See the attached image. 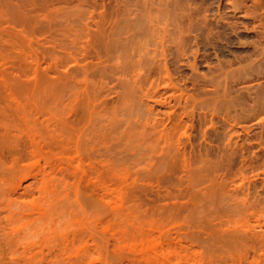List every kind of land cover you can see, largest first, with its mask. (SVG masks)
Returning <instances> with one entry per match:
<instances>
[{"label":"rangeland","instance_id":"1","mask_svg":"<svg viewBox=\"0 0 264 264\" xmlns=\"http://www.w3.org/2000/svg\"><path fill=\"white\" fill-rule=\"evenodd\" d=\"M76 37L77 40H74ZM133 76L138 77L137 80L134 81ZM168 79L173 80L174 85ZM0 86L8 88L7 91L12 94L10 97L14 96L19 103L26 106L28 104V107L31 105L33 108L29 107L30 110L36 106L32 113L41 110L43 116H40V112L35 113L39 114V119L45 115L48 117L47 113L54 107L51 108L53 100L48 107L47 97L52 99L53 95L50 93L57 92L58 96L64 94L63 98L72 91L73 95L77 93L76 97L71 94L77 98V108L84 103L81 100L90 101L88 105H94L103 116L101 119L105 126L103 124L102 129L107 130L103 132L108 137L102 133L108 139L104 138L108 141L106 146L110 151H107L108 154L105 151L102 155L115 153L110 158L115 159H112L114 165L117 163L116 168L112 169L113 164L107 158L110 162L108 167L114 172L111 174L108 170L110 168L104 163L107 156L100 163L96 160L102 155L95 156V160L91 159L93 164L97 162V167L105 164L100 170L107 167L105 171H108L101 175H106L102 181L100 175L99 180L96 177L98 172L95 167L96 171L90 167L86 170L90 175H87L86 182L83 181L89 182L85 186L87 197L92 195L89 192L94 193L97 188H101L104 194L102 203H105L102 204L101 213L97 210L100 213L97 215L90 210L95 211L92 207L87 211V207L80 209L74 205V224L65 226L57 234L58 237L55 236L54 243L42 242L39 235L35 238L33 236L32 240L35 242L36 239V242L32 246L28 244L25 245L26 248H21L24 254L20 255V260H16H19L18 263L14 259L16 264H32L34 259L33 264H60L61 262L53 261L54 254L60 255V258L76 257L73 255L75 248H79L74 252L76 255L82 253L83 256H89H84V261H75L74 264H264V244L259 245L255 242L258 241L256 238L246 236L248 220L252 221L256 215L261 224L264 222V209H259L264 204V0H0ZM35 86L44 89L38 90L39 87ZM32 87H35V92L38 90V94L42 91L43 96H46L49 92L51 96L48 94L43 101L39 97L42 95H38L42 100L40 102V99H34L37 97L34 92L31 95L30 91L34 89ZM43 90L46 91L45 95ZM81 94H88L89 99H86V95L83 98ZM78 95L82 98L79 96V99ZM42 102H47L45 104L50 108H45L49 111L46 114L42 110L44 107L41 105H45ZM182 121L184 123H180ZM165 126L168 127L166 131ZM158 129L161 131L160 141L159 138L153 140L155 135L151 134L158 133ZM166 132L171 135V141L164 139ZM150 135L152 144L159 141L158 145H152L153 149L147 142ZM157 135L159 134L156 137ZM110 143L117 147H111ZM40 147L42 150L39 149L36 156V152L26 153V157H23L25 160L19 162L20 166L25 165L17 171L19 174L16 172L14 179L26 175V180H22L23 185L28 180L32 182L33 175H39L38 169L44 167L54 173V170L57 172L58 168L65 165V159H58L56 152V155L52 153L43 142ZM164 147L166 151L169 149L167 154L171 155L166 154L167 164L159 169L156 168V158L160 151L163 153ZM146 154L149 155L146 157ZM182 156L186 160L180 159ZM170 161H176V168L173 165L169 171L170 168L166 165L171 166L173 162ZM28 169L34 172H27ZM248 180L252 181L250 187ZM28 188L25 190L26 194ZM34 188H29L35 190L34 193L30 191L33 194L30 195V200H34L36 204L42 201V197L36 198L38 193ZM81 190L82 187L80 192L83 191ZM248 190L254 195H249ZM30 192L28 190V194L23 195V201L25 198V201H29ZM250 196L254 199L258 197L257 201L261 197L260 205ZM87 197L83 199L88 200ZM247 200H253V204H257L254 206L258 207L251 208L250 203L247 205ZM23 201L20 203H25L22 204V210L26 211L27 217L25 213L24 216L22 214L24 218L17 219L16 221H21L16 222L15 227L23 225L26 219L28 230L31 222H35H30L32 215L38 213V207L42 204H38L35 210L31 201L28 204ZM2 204L5 203H1L0 209H3ZM247 206L253 213L256 212L253 217L248 213L250 210ZM27 211L32 215L28 216ZM113 211L119 214L116 215ZM257 211L260 212L257 214ZM260 213L263 214V219ZM49 214L51 213L48 216ZM57 215L55 214L54 220L56 222ZM52 218L55 219L54 216ZM20 225L17 228L21 229ZM263 226L261 225V229ZM254 229L260 232L258 224ZM6 251L2 254L4 257L0 254V260L7 261L4 264H15L13 259H7L10 257L6 256ZM130 255L134 259L129 258Z\"/></svg>","mask_w":264,"mask_h":264},{"label":"bare ground","instance_id":"2","mask_svg":"<svg viewBox=\"0 0 264 264\" xmlns=\"http://www.w3.org/2000/svg\"><path fill=\"white\" fill-rule=\"evenodd\" d=\"M170 1V0H169ZM86 2V1H85ZM170 5V4H169ZM138 10V9H137ZM144 10V9H143ZM93 12V11H92ZM100 13H98V15H99ZM141 14V13H140ZM162 15V14H161ZM122 18V17H121ZM153 18V17H152ZM149 19V18H148ZM153 20V19H152ZM156 20V19H155ZM106 21V20H105ZM129 21V20H128ZM148 21V20H147ZM150 21V20H149ZM159 21V20H158ZM112 22V21H111ZM114 22V21H113ZM112 22V23H113ZM103 23V22H102ZM115 23V22H114ZM153 23V22H152ZM156 23V22H155ZM155 23H153V24H155ZM73 24H75V23H73ZM81 24V23H80ZM86 24V23H85ZM164 24V23H163ZM102 25V24H101ZM100 25V26H101ZM106 25V24H105ZM86 26V25H85ZM104 26V25H103ZM114 26V25H113ZM87 27V26H86ZM110 27V26H109ZM179 27V26H178ZM88 28V27H87ZM98 28V27H97ZM89 29V28H88ZM113 29V28H112ZM146 29H148V28H146ZM169 29V28H168ZM76 30V29H75ZM80 30V29H79ZM83 30H84V28H83ZM95 30V29H94ZM131 30V29H130ZM77 31V30H76ZM75 31V32H76ZM97 31V30H96ZM108 31V30H107ZM114 31V30H113ZM141 31V30H140ZM154 31V30H153ZM163 31H164V29H163ZM173 31V30H172ZM79 32V31H78ZM77 32V33H78ZM86 32V31H85ZM109 32V31H108ZM142 32H143V30H142ZM146 32V31H145ZM166 32V31H165ZM112 33H114V32H112ZM148 33V32H147ZM146 33V34H147ZM150 33H151V31H150ZM153 33V32H152ZM155 33V32H154ZM86 34H88V33H86ZM176 34V33H175ZM114 35V34H113ZM117 35V34H116ZM137 35V34H136ZM149 35H151V34H149ZM161 35V34H160ZM174 35V34H173ZM143 36V35H142ZM146 36V35H145ZM152 36V35H151ZM170 36V35H169ZM168 36V37H169ZM74 37V36H73ZM78 37V36H77ZM77 37L76 38H73L74 40L76 39L77 40ZM119 37V36H118ZM147 37V36H146ZM107 38V37H106ZM111 38H113L112 36H111ZM138 38V37H137ZM160 38V37H159ZM143 39V38H142ZM145 39V38H144ZM177 39V38H176ZM72 40V39H71ZM121 40V39H120ZM127 40V39H126ZM151 40V39H150ZM170 40H172L171 38H170ZM108 41H109V38H108ZM124 41H125V39H124ZM176 41V40H175ZM105 42V41H104ZM112 42H113V40H112ZM160 42H161V40H160ZM132 43H134V42H132ZM159 43V42H158ZM176 43V42H175ZM177 43H178V41H177ZM108 44V43H107ZM116 44V43H115ZM118 44V43H117ZM147 44V43H146ZM167 44V43H166ZM73 45V44H72ZM141 45V44H140ZM170 45V44H169ZM111 46V45H110ZM121 46V45H120ZM74 47V46H73ZM134 47V46H133ZM146 47V46H145ZM158 47V46H157ZM162 47V46H161ZM77 48H78V45H77ZM164 48V47H163ZM179 48V47H178ZM114 49H115V47H114ZM117 49V48H116ZM139 49V48H138ZM155 49V48H154ZM154 49H153V51H154ZM123 50V49H122ZM156 50V49H155ZM71 51H72V49H71ZM131 51V50H130ZM151 51H152V49H151ZM161 52H162V50H161ZM164 52V51H163ZM79 53V52H78ZM111 53V52H110ZM117 53V52H116ZM121 53H122V51H121ZM140 53V52H139ZM138 53V54H139ZM147 53V52H146ZM132 54H133V52H132ZM70 55V54H69ZM130 55V54H129ZM156 55H157V53H156ZM161 55H162V53H161ZM86 56V55H85ZM121 56V55H120ZM141 56V55H140ZM152 56V55H151ZM155 56V55H154ZM74 57V56H73ZM145 57V56H144ZM83 58V57H82ZM100 58V57H99ZM102 58V57H101ZM106 58V57H105ZM134 58V57H133ZM138 58V57H137ZM158 58V57H157ZM161 58H162V56H161ZM113 59V58H112ZM139 59H140V57H139ZM144 59H146V57L144 58ZM164 59V58H163ZM98 60V59H97ZM110 60V59H109ZM116 60V59H115ZM136 60V63L138 62L137 61V59H135ZM143 60V59H142ZM159 60V59H158ZM99 61V60H98ZM122 61V60H121ZM126 61V60H125ZM132 61H133V59H132ZM120 62V61H119ZM164 62V61H163ZM75 63V62H74ZM85 63V62H84ZM100 63V62H99ZM112 63H114V62H112ZM123 63H124V61H123ZM133 63V62H132ZM134 63H135V61H134ZM135 63V64H136ZM144 63H147V62H144ZM154 63H156V62H154ZM158 63H160V62H158ZM116 64H117V62H116ZM126 64V63H125ZM128 64V63H127ZM134 64V65H135ZM138 64H139V62H138ZM161 64V63H160ZM81 65V64H80ZM86 65V64H85ZM84 65V66H85ZM97 65V64H96ZM119 65V64H118ZM137 65V64H136ZM158 65V64H157ZM167 65V64H166ZM90 66V65H89ZM128 66V65H127ZM139 66V65H138ZM145 66V65H144ZM155 66V65H154ZM159 66V65H158ZM83 67V66H82ZM86 67V66H85ZM130 67V66H129ZM148 67V66H147ZM152 67V66H151ZM156 67V66H155ZM165 67V66H164ZM94 68V67H93ZM116 68V67H115ZM119 68V67H118ZM140 68V67H139ZM168 68V67H167ZM82 69V68H81ZM84 69V68H83ZM95 69V68H94ZM112 70H113V68H111ZM144 69V68H143ZM162 69V68H161ZM90 70V69H89ZM98 70V69H97ZM149 70V69H148ZM160 70V69H159ZM166 70V69H165ZM168 70V69H167ZM88 71V70H87ZM110 71V70H109ZM145 71V70H144ZM161 71V70H160ZM125 72V71H124ZM137 72H139V69H137ZM86 73H89V72H86ZM104 73V72H103ZM119 73V72H118ZM141 73H142V71H141ZM166 73V72H165ZM131 74V73H130ZM133 74V73H132ZM90 75V74H89ZM128 75V74H127ZM134 75H137V74H134ZM139 75V74H138ZM143 75V74H142ZM166 75V74H165ZM168 75H169V73H168ZM103 76V75H102ZM118 76H119V74H118ZM132 76V75H131ZM75 77V76H74ZM105 77V76H104ZM121 77H122V75H121ZM134 77V81H135V79L137 80V78H135L136 76H133ZM146 76H144V78H145ZM166 77V76H165ZM85 78V77H84ZM112 78V77H111ZM125 78V77H124ZM131 78V77H130ZM105 79V78H104ZM109 79V78H108ZM123 79V78H122ZM127 79V78H126ZM141 79H143L142 77H141ZM141 79H139V80H141ZM170 79V78H169ZM168 79V80H169ZM101 80V79H100ZM128 80V79H127ZM126 80V82H128ZM133 80V79H132ZM138 80V81H139ZM144 81V80H143ZM149 81V80H148ZM170 81V80H169ZM173 81V80H172ZM172 81H170L171 82V85H174L173 83H172ZM125 82V81H124ZM133 82V81H132ZM141 82V81H140ZM168 82V81H167ZM99 83V82H98ZM134 83V82H133ZM132 83V84H133ZM153 83V82H152ZM72 84H74V83H72ZM72 84H71V86H72ZM79 85V84H78ZM90 85V84H89ZM112 85V84H111ZM122 85H123V83H122ZM126 85V84H125ZM128 85V84H127ZM143 85V84H142ZM168 85V84H167ZM170 85V84H169ZM87 86V85H86ZM99 86V85H98ZM116 86V85H115ZM135 86V85H134ZM147 86H148V84H147ZM35 87H37V86H35ZM35 87H32V88H34L32 91H30V93H31V95L33 94V92L35 93V95L34 96H37V97H33L34 99H40L39 97H41V98H43V101H44V97H45V99H46V97H47V95L49 94V92H47L48 94L46 95V96H43V94L41 93L42 91H39L40 92V94L43 96H39L38 97V95H40V94H38L37 92H38V90H42V89H44L43 87H42V89H40L41 87L40 86H38L39 87V89L37 90V92H35ZM37 87V88H38ZM70 87V86H69ZM119 87V86H118ZM126 87V86H125ZM131 87H133V86H131ZM131 87H130V89H131ZM137 87H139V85L137 86ZM145 87V86H144ZM173 87V86H172ZM36 88V89H37ZM88 88V87H87ZM128 88V87H127ZM140 88V87H139ZM148 88V87H147ZM151 88H153V87H151ZM8 89V88H7ZM7 89H4L3 87H1L0 86V206H1V203H5L4 205H3V209H0V254L2 255V254H4L5 253V250H7L6 252L8 253V254H10V255H8L7 253H6V256H9L10 258H7V259H13L12 260V262H14L15 264H16V260L20 257V255L21 254H24V253H22V249L21 248H26V246L25 245H28V244H30L31 246H32V244H34L35 242H36V239H35V242H34V240H32L33 239V236H34V238H35V236L37 237L38 235H39V237H40V239H42V242H48V243H54V241H56V238H55V236H57V234H59L60 232H61V230H64L63 228L65 227V226H68V225H71L72 223H73V221L75 222V216L76 215H74L75 214V212H73V211H76V210H74V208H75V206H79L80 207V209L83 207V208H86L87 209V211L89 210V208L90 207H92V208H94L95 209V211L93 210V209H90L91 211H93L94 213H101V211L103 210L102 209V204H104L105 203V201H104V203H102L103 202V198H102V192H101V188H97V189H95V191H94V193H91V192H89L90 194H92V195H89L88 197H87V193H88V191H87V193H85L86 191H85V186L87 187L88 185H87V183H89L88 181H87V183H84V182H86V180H88L87 178L88 177H90V175L87 173L88 171H86L87 169H88V167H90V168H93L94 169V167H95V169H97V178H98V176L100 175V179H101V181L103 180L102 178H104L105 176H101L102 174L104 175V171L106 170V168L108 167V166H110V165H108L110 162L112 163V159H113V161L115 160L113 157L112 158H110V156H111V154L112 153H109L110 155H106V156H104V155H102L103 153H105V151L107 152V151H110V149L108 150L107 148V146H106V144L108 143V139L107 138H105L106 136H107V133H104L105 131L107 132V130H106V128H105V130L104 129H102V125L103 126H105V123H103L102 122V119H101V117H103V116H101L100 115V113H99V111L98 110H96L95 109V107H94V105H88V102L89 103H91L90 101H88L87 102V100L86 101H84V100H81V102L83 101L84 103H82V105L80 106V108L78 107L77 108V103L75 102V101H77L76 99L77 98H74V97H76L77 95V93L75 94V95H73L72 94V92H70V91H68V92H70V95H69V93H68V95L70 96L69 98L66 96V97H64L63 98V95L64 94H60L61 92H59V90H58V92H59V94H60V96H58V94H57V92H56V94L55 93H50V94H53L52 96L49 94L48 96H51V98L52 99H50L49 97H47V102H49V104L47 103V102H42V103H47L48 104V107H49V105L51 104L50 103V101L51 100H53L54 101V105H51V110H55V111H51L50 110V108L48 109V107H47V105L45 104L44 106H43V104L41 105L42 106V108L44 107V109H42V108H40V109H42L43 111H45V113L44 114H46V112H49V111H46L47 109L48 110H50V112H52V114H50V112H49V114L47 113V115H49L48 117H46V115H45V117L44 118H41L40 117V119L38 118V115H36L37 113H39L40 112V114H41V110L40 111H36V112H34V113H32V111L35 109L36 110V106L34 107V109H29V107H31V105L28 107V104H27V106H26V104H21V103H19L16 99H14L13 97H10V96H12V94H11V92L8 90L7 91ZM64 89V88H63ZM89 89V88H88ZM98 89V88H97ZM130 89H127V90H130ZM146 89V88H145ZM170 89V88H169ZM175 89V88H174ZM11 90V89H10ZM45 90H46V88H45ZM76 90V89H75ZM86 90V89H85ZM84 90V91H85ZM138 90V89H137ZM148 90H150V89H148ZM171 90V89H170ZM48 91V90H47ZM88 91V90H87ZM87 91L85 92V93H87ZM91 91V90H90ZM122 91V90H121ZM176 91V90H175ZM174 91V92H175ZM180 91V90H179ZM45 92V93H44ZM64 92V91H63ZM66 92V91H65ZM103 92V91H102ZM114 92V91H113ZM117 92V91H116ZM123 92V91H122ZM121 92V93H122ZM152 92V91H151ZM171 92V91H170ZM13 93V92H12ZM37 93V94H36ZM43 93H44V95L46 94V91H44L43 90ZM75 93V92H74ZM93 93H94V90H93ZM101 93V92H100ZM117 93H119V92H117ZM120 93V94H121ZM130 92H128V94H129ZM141 93V92H140ZM149 93V92H148ZM154 93V92H153ZM173 93V92H172ZM55 94V95H54ZM74 96H72V95ZM102 94V93H101ZM125 94V93H124ZM123 94V95H124ZM127 94V95H128ZM137 94V93H136ZM144 94V93H143ZM147 94V93H146ZM152 94V93H151ZM182 94V93H181ZM14 95V94H13ZM62 95V96H61ZM82 96H83V94H81ZM81 95H78V97L79 96H81ZM86 96L88 95V94H85ZM83 96V98H85L86 96ZM95 95V94H94ZM119 95V94H118ZM138 95V94H137ZM178 95H179V92H178ZM33 96V95H32ZM82 96H81V98H82ZM93 96V95H92ZM136 96V95H135ZM146 96V95H145ZM189 96H192V95H189ZM132 97V96H131ZM141 97V96H140ZM155 97V96H154ZM96 98V97H95ZM138 98V97H137ZM49 99V100H48ZM79 99H80V97H79ZM86 99H89V97L87 96L86 97ZM132 99V98H131ZM130 99V100H131ZM146 99H147V97H146ZM153 99H155V98H153ZM161 99V98H160ZM94 100V99H93ZM123 100H125V99H123ZM127 100H129V99H127ZM136 100V99H135ZM191 100V99H190ZM40 102L42 101L41 99L39 100ZM133 101V100H132ZM140 101V100H139ZM144 101H145V99H144ZM184 101V100H183ZM202 101V100H201ZM39 102V103H40ZM78 102V101H77ZM80 102V103H81ZM129 102V101H128ZM161 102V101H160ZM160 102H157V103H160ZM163 102V101H162ZM179 102V101H178ZM187 102H189V101H187ZM186 102V103H187ZM37 103H38V101H37ZM38 103V104H39ZM53 103V102H52ZM97 103V102H96ZM100 103V102H99ZM120 103V102H119ZM124 103H127V102H124ZM138 103V102H137ZM184 103V102H183ZM33 104V103H32ZM38 104H34V105H37L38 106ZM93 104V103H92ZM98 104V103H97ZM129 104V103H128ZM192 104H193V102H192ZM40 105V104H39ZM125 105V104H124ZM133 105V104H132ZM189 105H190V103H189ZM20 106H22V107H20ZM24 106H26V107H24ZM120 106V105H119ZM137 106V105H136ZM193 106V105H192ZM47 107V108H46ZM116 107H118V106H116ZM124 107V106H123ZM122 107V108H123ZM133 107V106H132ZM27 108V109H26ZM31 108H33V107H31ZM45 108H46V110H45ZM110 108V107H109ZM114 108V107H113ZM122 108H120V109H122ZM129 108V107H128ZM144 108V107H143ZM171 108V107H170ZM182 108V107H181ZM119 109V110H120ZM126 109H127V107H126ZM140 109V108H139ZM186 109V108H185ZM207 109V108H206ZM34 110V111H35ZM123 110V109H122ZM125 110V109H124ZM131 110V109H130ZM134 110V109H133ZM169 110V109H168ZM139 112H140V110H138ZM174 111H175V109H174ZM190 111V110H189ZM105 112V111H104ZM107 112V111H106ZM105 112V113H106ZM127 112V111H126ZM170 112V111H169ZM172 112H173V110H172ZM183 112V111H182ZM215 112V111H214ZM36 113V114H35ZM102 113V112H101ZM108 113V112H107ZM128 113H129V111H128ZM217 113V112H216ZM32 114H34V115H32ZM103 114V113H102ZM112 114H114V113H112ZM120 114V113H119ZM171 114V113H170ZM173 114H174V112H173ZM175 114H176V111H175ZM98 115V116H97ZM202 115V114H201ZM206 115V114H205ZM40 116H43V114H41ZM106 116V115H105ZM113 116V115H112ZM130 116H131V113H130ZM134 116V115H133ZM132 116V117H133ZM168 116V115H167ZM171 116V115H170ZM174 116V115H173ZM136 117V116H135ZM190 117V116H189ZM225 117V116H224ZM175 118V117H174ZM180 118V117H179ZM103 119H105V117L103 118ZM117 119V118H116ZM128 120H129V118H127ZM136 119V118H135ZM170 119V118H169ZM190 119V118H189ZM210 119V118H209ZM226 119V118H225ZM172 120V119H171ZM112 121H114V120H112ZM139 121V120H138ZM146 121V120H145ZM159 121V120H158ZM173 122H174V120H172ZM179 121V120H178ZM226 121V120H225ZM130 122V121H129ZM128 122V123H129ZM135 122V121H134ZM133 122V123H134ZM110 123V122H109ZM108 122H107V124H109ZM112 123V122H111ZM123 123V122H122ZM132 123V122H131ZM147 123H148V121H147ZM180 123H184L183 121L182 122H180ZM107 124H106V126H107ZM113 125H114V123H112ZM111 124V125H112ZM136 124V123H135ZM145 124V123H144ZM173 124V123H172ZM159 125V124H158ZM186 125V124H185ZM125 127L126 126H130V125H124ZM136 126H138V125H136ZM141 126H142V124H141ZM172 126V125H171ZM181 126V125H180ZM183 126V125H182ZM111 127V126H110ZM112 127H114V126H112ZM117 127V126H116ZM131 127H132V125H131ZM138 127H140V125L138 126ZM160 127V126H159ZM158 127V128H159ZM163 127V126H162ZM187 126H185V128H186ZM104 128V127H103ZM109 128V127H108ZM123 128V127H122ZM145 128V127H144ZM153 128V127H152ZM156 128V127H155ZM168 128V127H167ZM166 126H165V131H166ZM177 128V127H176ZM185 128H184V130H185ZM115 129V128H114ZM149 129V128H148ZM187 129V128H186ZM103 130H104V132H103ZM125 131H126V129H124ZM154 130V129H153ZM159 131H160V129H158ZM156 131V132H158V133H151L152 135H155V139H153V140H156V138L158 139L159 138V141H160V134H161V131L163 130V128L161 129V131H160V133H159V131ZM168 130V129H167ZM175 130V129H174ZM109 131V130H108ZM128 131V130H127ZM131 130H129V132H130ZM147 131V130H146ZM164 131V132H165ZM177 131V130H176ZM175 131V132H176ZM179 131V130H178ZM182 131H183V128H182ZM106 135H104L103 133ZM117 132V131H116ZM128 132V133H129ZM140 132V131H139ZM145 132V131H144ZM150 132V131H149ZM187 132V131H186ZM109 133V132H108ZM148 133V132H147ZM169 133H170V131H169ZM131 134V133H130ZM150 134V133H149ZM148 134V135H149ZM156 134H159V135H157V137H156ZM226 134V133H225ZM152 135H150L149 136V138L147 139V137H146V139H147V142L150 144H147V145H149L150 147H151V149H153V147H152V145L154 146V145H156L157 144V141L155 142L156 144H152V138H151V136ZM121 136V135H120ZM119 136V137H120ZM126 136V135H125ZM128 136V135H127ZM126 136V137H127ZM171 135H169L167 132H166V134L163 136L164 137V139L166 138V140H170V137ZM173 136V135H172ZM229 136H231V135H229ZM108 137V136H107ZM125 137V138H126ZM129 137V136H128ZM141 137V136H140ZM177 137V136H176ZM188 137V136H187ZM107 139V140H105V139ZM141 138H143V137H141ZM145 138V137H144ZM186 138V137H185ZM224 138V137H223ZM116 139H117V137H116ZM115 139V140H116ZM138 139V138H137ZM162 139V138H161ZM164 139H163V141H164ZM178 139V138H177ZM127 140V139H126ZM131 140V139H130ZM129 140V141H130ZM132 140H133V138H132ZM145 140V139H144ZM166 140H165V142H166ZM227 140H228V137H227ZM227 140H226V142H227ZM45 144V147H47L50 151H52V153H54V152H56V154L58 155L57 157H59L58 159H61V160H63V159H65V161H64V163H65V165L63 166V167H61V168H58L59 170H57V172H56V170H54L55 172L54 173H50V170L48 171V170H46V169H44V167H43V165H42V167H43V169H38L37 170V172L39 171V175L37 176V175H33V179H32V182H29V180L28 181H26V183H24L25 185H23L22 184V180L24 181V180H26V179H24V177L26 176V175H23V177L22 176H20V177H22V178H19V177H17V179L15 180L14 179V176H15V174H16V172L20 169V167H21V169H22V167L25 165V163L22 165V166H20L19 165V162H20V160H22V159H24L23 157L25 156V154L26 153H28V154H30V153H35V156H36V154H38L39 152V149L40 150H42L41 148L42 147H40V146H42V142ZM107 141V142H106ZM158 141V142H159ZM171 141V140H170ZM169 141V142H170ZM177 141V140H176ZM182 141V140H181ZM225 141V140H224ZM119 142V141H118ZM183 142V141H182ZM114 143V142H113ZM119 143H121V142H119ZM123 143V142H122ZM125 143H126V141H125ZM124 143V144H125ZM127 143H129V142H127ZM175 143V142H174ZM111 145H112V143H110ZM123 144V145H124ZM137 144V143H136ZM144 144V143H143ZM115 147H117V145H115V144H113ZM113 145L111 146V147H113ZM122 145V146H123ZM146 145V144H145ZM158 145V144H157ZM162 144H160V146H161ZM224 145V144H223ZM141 146V145H140ZM148 146V147H149ZM168 146V145H167ZM178 146H180V145H178ZM44 147V146H43ZM110 147V148H111ZM135 147V146H134ZM147 147V146H146ZM162 147V146H161ZM160 147V148H161ZM173 147H174V144H173ZM128 148H130V147H128ZM137 148V147H136ZM165 148V147H164ZM169 147H167V149H168ZM182 148V147H181ZM226 148V147H225ZM48 149H47V152H49L48 151ZM142 149V148H141ZM156 149V148H155ZM154 149V150H155ZM178 149V148H177ZM127 150V149H126ZM130 150V149H129ZM148 150H150L149 148H148ZM169 150V149H168ZM168 150L166 151V148L165 149H163V153L161 154V151H160V153H159V151H158V153H159V155H158V158H156V162H158V166H157V163H156V168H158L159 167V169H163L162 167L164 166V164H167V161L168 160H166L167 159V157H166V154L167 153H169L168 152ZM171 150V149H170ZM181 150V149H180ZM113 151V150H112ZM137 151V150H136ZM205 151V150H204ZM45 152V151H44ZM129 152V151H128ZM140 152V151H139ZM144 152V151H143ZM171 152V151H170ZM50 153V152H49ZM114 153V152H113ZM137 153V152H136ZM145 153V152H144ZM153 153V152H152ZM154 153H156V152H154ZM153 153V154H154ZM179 154L181 153V152H178ZM51 154V153H50ZM55 154V153H54ZM55 154V155H56ZM106 154H108V152L106 153ZM115 154V153H114ZM114 154H112V155H114ZM153 154H151V155H153ZM173 154H175V153H173ZM178 154V155H179ZM53 155V154H52ZM98 155V156H97ZM102 155V156H101ZM116 155V154H115ZM143 155V154H142ZM147 155H149V154H146V157H147ZM156 155V154H155ZM168 155V154H167ZM171 154H169L168 156H170ZM176 155V154H175ZM201 155V154H200ZM205 155V154H204ZM207 155V154H206ZM99 157V156H101V157H99V159H101V160H99V159H97V158H95V159H97L96 161L98 162V163H100V162H103L102 161V159H104V157H106V160H107V158L109 159V161L107 160V161H104V163H106V168H105V170H100L101 168H102V166H104L105 164H103V165H101V167H97L98 166V164H97V166H95L96 165V161H95V164H93V162H91V159H94V157ZM154 156V155H153ZM174 156V155H173ZM26 157V156H25ZM53 157H55V156H53ZM103 157V158H102ZM136 157V156H135ZM138 157H140V154H139V156ZM174 157H177V156H174ZM200 157V156H199ZM32 158V157H31ZM36 158H39V157H36ZM56 158V157H55ZM115 158H117V157H115ZM123 158V157H122ZM184 159L185 158V155H184V158H183V156L182 157H180V159ZM57 159V158H56ZM58 159H57V161H58ZM94 159V160H95ZM142 159V158H141ZM140 159V160H141ZM155 159V158H154ZM169 160H170V158H168ZM178 159V158H177ZM25 160V159H24ZM29 160H30V158H29ZM99 160V161H98ZM166 160V161H165ZM184 160H186V159H184ZM200 160V159H199ZM209 160V159H208ZM60 161V160H59ZM93 161V160H92ZM117 161V160H116ZM139 161V160H138ZM151 161L153 162V160L151 159ZM183 161V160H182ZM211 161V160H210ZM9 162V163H8ZM31 162H33L32 160H31ZM31 162H28V164H30ZM35 162V161H34ZM61 162H63V161H61ZM61 162H60V164H61ZM109 162V163H108ZM130 162V161H129ZM137 162V161H136ZM171 162V161H170ZM173 162V161H172ZM171 162V163H172ZM174 162H176V161H174ZM173 162V163H174ZM186 162V161H185ZM193 162V161H192ZM8 163V164H7ZM27 163V162H26ZM38 163H39V161H38ZM48 163V162H47ZM63 163V164H64ZM114 163H116V162H114ZM139 163V162H138ZM172 163V165L170 166V165H166V166H168L170 169H169V171L170 170H172L171 168H172V166L173 167H175V163L173 164ZM184 163V162H183ZM182 163V164H183ZM49 164V163H48ZM47 164V165H48ZM53 164V163H52ZM60 164H59V166H60ZM62 164V165H63ZM113 164V163H112ZM152 164V163H151ZM204 164V163H203ZM263 164V163H262ZM262 164H260V165H262ZM31 165H32V163H31ZM54 165V164H53ZM52 165V166H53ZM115 165H117V163L115 164ZM114 164L112 165V169H115L116 168V166H115ZM202 165V164H201ZM200 165V166H201ZM253 165V164H252ZM33 166V165H32ZM115 166V167H114ZM161 166V167H160ZM165 166V167H166ZM258 166V165H257ZM264 166V165H263ZM25 167H27V166H25ZM29 167V166H28ZM38 167V166H37ZM50 167V166H49ZM105 167V166H104ZM167 167V168H168ZM178 167V166H177ZM184 167V166H183ZM205 167H206V165H205ZM261 167V166H260ZM108 168H110L111 169V167H108ZM150 168V167H149ZM176 168V167H175ZM193 168V167H192ZM202 168H203V165H202ZM50 169H52V168H50ZM57 169V168H56ZM94 169V170H95ZM108 169L109 171H110V173L112 174V172H113V170L111 169ZM189 169V168H188ZM205 169V168H204ZM24 170H25V168H24ZM107 170V171H108ZM151 170V169H150ZM176 170V169H175ZM175 170H173V172L175 171ZM196 170H199V169H196ZM213 170V169H212ZM253 170V169H252ZM30 171V169H28V171L27 172H29ZM96 171V170H95ZM107 171H105V172H107ZM115 171V170H114ZM178 171V170H177ZM256 171H258V170H256ZM255 171V172H256ZM263 171V170H262ZM25 172V171H24ZM23 172V173H24ZM31 172V171H30ZM34 172V171H33ZM33 172H31V173H33ZM159 172V171H158ZM202 172V171H201ZM31 173H30V175H31ZM90 173V172H89ZM94 173H96V172H94ZM109 173V174H110ZM170 173V172H169ZM196 173V172H195ZM17 174H19L18 172H17ZM21 174V173H20ZM26 174V173H25ZM34 174H36V171H35V173ZM38 174V173H37ZM93 174V173H92ZM113 174H114V172H113ZM194 174V173H193ZM200 174V173H199ZM204 174V173H203ZM254 174V176H255V173H253ZM252 174V175H253ZM87 175H89L88 177H87ZM96 175V174H95ZM171 175V174H170ZM258 175V174H257ZM18 176V175H17ZM27 176H29V175H27ZM113 176V175H112ZM176 176V175H175ZM195 176V175H194ZM207 176V175H206ZM251 176V175H250ZM39 177V178H38ZM162 177H164V176H162ZM198 177V176H197ZM252 177V176H251ZM259 177V176H258ZM15 178H16V176H15ZM26 178V177H25ZM107 178V177H106ZM174 178V177H173ZM177 178H179V177H177ZM184 178V177H183ZM186 178H187V175H186ZM207 178V177H206ZM90 179V178H89ZM94 179H96V178H94ZM163 179V178H162ZM180 179V178H179ZM91 180V179H90ZM98 180H99V178H98ZM190 180H192V179H190ZM194 180V179H193ZM203 180V179H202ZM207 180V179H206ZM205 180V181H206ZM250 180V179H249ZM248 180V181H249ZM262 180V179H261ZM84 181V182H83ZM199 181V180H198ZM204 181V180H203ZM202 181V182H203ZM90 182H92V181H90ZM93 182H94V180H93ZM92 182V183H93ZM99 182V181H98ZM251 182L252 181H249V187L250 186H252V184H251ZM260 182V181H259ZM34 183V184H33ZM82 183H84V185L82 184ZM100 183V182H99ZM99 183H98V185H99ZM201 183V182H200ZM248 183V182H247ZM255 183V182H254ZM93 185V184H92ZM97 185V184H96ZM102 185V184H101ZM254 185V184H253ZM32 186V188L33 187H35L34 189H36V192L38 193V196L36 197V198H38V197H42V201L41 202H36V204L34 203V200L32 201V200H30L31 199V197H30V195H33L32 193H34V191L32 190H30L29 188ZM258 186V185H257ZM263 186V185H262ZM261 186V187H262ZM27 187H29L28 188V190H29V192L31 193H29V195H28V197H30L29 198V201H31L32 202V205H34V207H35V210L37 209L36 207H38L40 204H42L41 206L43 207V204H44V207L42 208L41 206H39L38 208H40V209H38V213L34 210V209H31V211L33 210V212L35 213H37V214H35L36 215V217H35V215H32V214H29V212H28V216L29 215H32V217H31V220H30V222L33 220V221H35V222H31L32 223V225H30L29 223H27L28 225H30V226H28V230H27V227H26V219H24V223H23V225L26 227V229H25V227H23L22 228V226L23 225H20L21 226V229H20V227L19 228H17L19 225L18 224H16V225H18V226H16L15 227V223L16 222H18V221H21V220H18V221H16L17 219H19L20 217H23L24 216V213H25V217H27V214H26V211H24L23 212V210H22V204L20 203L21 201H23V199H22V197H23V195H25L26 194V192H25V190H26V188ZM81 187H82V190L84 191H82V192H80V189H81ZM92 187V186H91ZM94 188H96L95 186H93ZM98 187H101V186H98ZM84 188V189H83ZM94 188H92V191H93V189ZM88 189V188H87ZM90 189V188H89ZM101 189V190H100ZM28 190H27V194H28ZM257 190H259V189H257ZM256 190V191H257ZM249 191V190H248ZM260 191H262V190H260ZM259 191V192H260ZM255 192V191H254ZM263 192V191H262ZM249 195H251L252 194V191L250 190L249 192ZM258 192H256L255 194H257ZM26 194V195H27ZM87 197V199L88 200H84L83 198L85 197L84 195ZM94 194V195H93ZM262 194V193H261ZM104 195V194H103ZM252 195H254V193L252 194ZM257 195H260V193L259 194H257ZM261 196V195H260ZM259 196V197H260ZM25 197V196H24ZM252 196H250V198H251ZM32 198H33V196H32ZM36 198H34V199H36ZM234 198V197H233ZM258 198V197H257ZM257 198L255 197V199H254V197H252L251 199H254V201L255 202H257V203H259V205H260V202H261V197H260V201L258 200L257 201ZM263 199H264V197H262ZM22 199V200H21ZM25 199H27V198H25ZM25 199H24V201L23 202H27V201H25ZM86 199V198H85ZM263 199H262V201H263ZM248 200H249V198H248ZM248 200H247V205L249 204V206L251 207V208H253L254 209V207H258V206H254L255 204H253V202L252 201H250V202H248ZM27 202V204L28 203H31V202ZM43 202V203H42ZM252 202V203H251ZM88 203V204H87ZM25 204V203H24ZM23 204V205H24ZM26 204V205H27ZM39 204V205H38ZM90 204V205H89ZM236 204V203H235ZM253 204V205H252ZM30 205V204H29ZM36 205V206H35ZM75 205V206H74ZM88 205H89V207H88ZM257 205V204H256ZM28 206V205H27ZM261 206H263V207H261V208H259L260 209V211H261V209H264V204L263 205H261ZM29 207V206H28ZM31 208H32V206H30ZM74 207V208H73ZM248 207V206H247ZM250 207H248V210H250L248 213L253 217L255 214H256V212L255 213H253V211H252V209L250 208ZM2 208V207H1ZM78 208V207H77ZM105 208V207H104ZM247 209V208H246ZM26 210V209H25ZM51 210L53 211V212H51ZM55 210V211H54ZM85 210V209H84ZM99 212H98V211ZM30 211V212H31ZM77 211H79V210H77ZM97 211V212H96ZM116 211H118V210H116ZM116 211L114 212L116 215L117 214H119V213H116ZM259 211V212H260ZM23 212V213H22ZM32 212V213H33ZM51 213V214H49V216H48V213ZM54 212H56V213H54ZM80 212V211H79ZM84 212V211H83ZM258 211H257V214L259 213ZM52 213H54V214H52ZM91 213V212H90ZM99 213V214H100ZM22 214H23V216H22ZM55 214L58 216V220H57V222L56 221H54V220H56V218H55ZM96 214H95V216H96ZM127 214V213H126ZM254 214V215H253ZM261 214V213H260ZM264 214V213H263ZM263 214H261L260 215V217L262 218V215ZM52 215V216H51ZM67 215L69 216V217H67ZM98 215V214H97ZM125 215V214H124ZM123 215V216H124ZM128 215V214H127ZM33 216L35 217L34 219H33ZM54 216V218L55 219H53L52 217ZM79 216V215H78ZM77 216V217H78ZM114 216V215H113ZM251 216H249V217H251ZM98 217V216H97ZM99 217H101V215H99ZM98 217V218H99ZM251 217V218H252ZM255 218H252V221L251 220H248L247 221V223L246 224H248L247 225V235L246 236H248L247 238H249V236L250 237H253V238H256L258 241H255L256 243L258 242L259 243V245H260V243L261 244H264V226H263V228L261 229V225H264V222H263V224H261L262 222L259 220V219H257L256 217V215L254 216ZM24 218V217H23ZM96 218V217H95ZM94 218V219H95ZM97 218V219H98ZM250 218V219H251ZM259 218V217H258ZM264 218V217H263ZM262 218V219H263ZM21 219V218H20ZM29 219H30V217H29ZM29 219H27V222H28V220ZM122 219H124V218H122ZM130 219V218H129ZM249 219V218H248ZM23 220V219H22ZM80 220H82V219H80ZM125 220V219H124ZM126 220H127V218H126ZM256 220V221H255ZM264 220V219H263ZM95 221V220H94ZM23 222V221H22ZM77 222V221H76ZM255 222H257V223H255ZM19 223V222H18ZM33 223H35V224H33ZM96 223V222H95ZM74 224V223H73ZM99 224V223H98ZM258 224V226L260 227V232H258L257 230L255 231V226ZM79 225V224H78ZM76 227H77V225H76ZM246 228V227H245ZM23 229V230H22ZM243 230H244V228H242ZM24 230H27V231H25V232H23ZM78 230H80V228H78ZM98 230V229H97ZM66 231V230H65ZM83 231H84V229H83ZM63 232V231H62ZM101 232V231H100ZM242 232V231H241ZM65 233V232H64ZM81 233V232H80ZM244 233V232H243ZM242 233V234H243ZM71 234V233H70ZM241 234V235H242ZM81 235V234H80ZM77 236V235H76ZM78 236H79V234H78ZM102 236V235H101ZM245 236V237H246ZM38 237V238H39ZM42 237V238H41ZM58 237V236H57ZM75 237V236H74ZM98 237V236H97ZM243 237V236H242ZM63 238V237H62ZM66 238V237H65ZM247 238H245L246 240H247ZM71 239V238H70ZM77 239V238H76ZM84 240V239H83ZM83 240H82V242H83ZM244 240V239H243ZM249 240V239H248ZM253 240V239H252ZM57 241H59V240H57ZM62 241V240H61ZM93 241H95V240H93ZM72 242H73V239H72ZM101 242V241H100ZM246 242V241H245ZM250 242H251V239H250ZM254 241H253V244L255 243ZM102 243V242H101ZM252 243V242H251ZM44 244H46V243H44ZM25 246V247H20V246ZM82 245V244H81ZM81 245H80V247H81ZM87 245V244H86ZM103 245V244H102ZM20 249H19V248ZM74 247V246H73ZM89 246L87 245V248H88ZM47 248V247H46ZM63 248H65V247H63ZM93 248V247H92ZM103 248V247H102ZM28 249V248H27ZM32 249V248H31ZM34 249V248H33ZM77 249H79V248H77ZM76 248H75V250H74V252H76V250H77ZM81 249V248H80ZM85 249V248H84ZM96 249H98V248H96ZM103 249H105V248H103ZM149 249V248H148ZM236 249V248H235ZM61 250V249H60ZM70 250V249H69ZM102 250V249H101ZM133 250V249H132ZM26 251V250H25ZM86 251V250H85ZM148 251V250H147ZM3 252V253H2ZM28 252V251H27ZM66 252V251H65ZM73 252V255L74 256H76V257H71V256H69V257H64V256H61V258L60 257H58V256H60V255H57L56 256V254H54V257L52 258L53 259V261L55 260V261H57V262H64V263H69V264H74V262L76 261H84V256H89V254H87V255H85L84 254V256H83V254L81 253L80 255H76V253H74ZM89 252V251H88ZM113 252V251H112ZM116 252V251H115ZM133 252H134V250H133ZM229 252V251H228ZM15 253H16V255H15ZM29 253V252H28ZM31 253H32V251H31ZM61 253H63L62 251H61ZM60 253V254H61ZM87 253V252H86ZM131 253V252H130ZM102 254V253H101ZM115 254V253H114ZM132 254V253H131ZM236 254V253H235ZM33 255V254H32ZM35 255V254H34ZM43 255V254H42ZM53 255V254H52ZM72 255V256H73ZM93 255V254H92ZM98 255V254H97ZM230 255H231V251H230ZM3 257L5 256V255H2ZM90 256H91V254H90ZM130 256H132V257H130ZM129 256V258H133V255H130ZM234 256V255H233ZM1 257V256H0ZM2 257V258H3ZM26 257V256H25ZM30 257V256H29ZM71 257V258H70ZM85 257V258H86ZM99 257H101V256H99ZM6 258V257H5ZM27 258V257H26ZM34 258V257H33ZM37 258V257H36ZM51 257L49 256V260H50V262H51V259H50ZM14 259H15V261H14ZM25 259V258H24ZM32 259V258H31ZM42 259V258H41ZM89 259H91V258H89ZM102 259H104V258H102ZM134 259V258H133ZM2 260V261H1ZM0 261H1V263L2 264H4V263H6L5 262V260L4 259H1ZM4 260V261H3ZM19 260H20V258H19ZM19 260H18V262H19ZM35 260L36 259H34V261H33V263L35 262ZM93 261H94V259H92ZM107 260H108V258H107ZM111 260V259H110ZM114 260V259H113ZM122 260V259H121ZM28 261V260H27ZM40 261V260H39ZM48 261V260H47ZM87 261V260H86ZM93 261H90V262H93ZM96 261V260H95ZM100 261V260H99ZM17 262V263H18ZM103 262H105V261H103ZM103 262H101V263H103ZM109 262V261H108ZM108 262H106V263H108ZM32 263V264H33ZM60 263V264H61ZM64 263H62V264H64ZM89 263V262H88ZM52 264V263H51ZM112 264V263H111ZM115 264V263H114Z\"/></svg>","mask_w":264,"mask_h":264}]
</instances>
